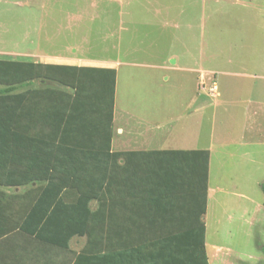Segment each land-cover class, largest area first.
Here are the masks:
<instances>
[{
  "label": "crops",
  "instance_id": "0c3cea01",
  "mask_svg": "<svg viewBox=\"0 0 264 264\" xmlns=\"http://www.w3.org/2000/svg\"><path fill=\"white\" fill-rule=\"evenodd\" d=\"M59 16H53L51 21L55 26L54 34L46 31L47 28L45 30L44 18L35 31L34 38L52 40L45 44H51L53 51L44 50L38 43L33 51L14 55L32 56L30 63L34 64L69 68V86L64 89L56 83L36 82L33 86L36 92L21 108L18 128L22 133L50 137L57 143L79 149L101 154L107 149L119 157L109 172L108 167L102 166V171L93 174L97 180L107 177L110 185L104 191L94 192L93 199L82 210L85 233L72 237L66 248L21 233V230L32 227L29 221L32 209L40 215L46 214L45 218L50 213L51 209H47L45 203L37 207V202L45 196L42 190L45 183L0 186V264H204L203 255L192 243V237L196 236L186 234L189 228L186 193L162 189L163 182L173 178L168 169L172 166L171 154L191 151H207L209 154L206 212L200 218L205 228L207 264H229L226 258L232 249L227 240L233 235L230 231H223L220 219L215 218L211 224V236L206 223L209 219L208 202L218 194V187L210 188L209 185L210 148L215 135L212 119L205 116L212 104L203 92L210 93L209 89L215 83L208 76L217 74L214 71L204 73L196 65L178 66L176 61L170 66H154L164 71L196 75L195 94H144L135 95L133 105L120 102L118 63L83 57L85 53L78 49L85 39H77L79 33L71 31V26L81 21L82 16L72 12ZM57 35L65 38L70 47L62 48L54 39ZM23 37L25 40L32 38L29 34ZM10 53L0 51V54ZM105 70L115 72L109 147L105 142L106 103L100 97L101 81L105 77L100 71ZM227 75L246 80L243 98H234L231 102L242 113L244 128L240 134L264 136V72L234 71ZM164 79L169 78L165 75ZM214 93L213 98H217V86ZM79 195L75 189L66 188L60 196L65 203L74 204ZM41 220L36 229L60 227L57 222L46 224V219Z\"/></svg>",
  "mask_w": 264,
  "mask_h": 264
},
{
  "label": "rangeland",
  "instance_id": "374dc122",
  "mask_svg": "<svg viewBox=\"0 0 264 264\" xmlns=\"http://www.w3.org/2000/svg\"><path fill=\"white\" fill-rule=\"evenodd\" d=\"M69 12L82 16L71 31L85 39L78 49L83 57L118 63L120 102L133 105L135 95L144 94H195L196 75L154 66L176 61L217 74L208 78L219 96L203 92L212 104L205 116L212 119L215 135L209 185L218 187L209 199L206 223L211 235L218 218L223 231L233 235L227 240L229 264H264V196L259 187L264 136L240 134L242 113L231 102L243 98L246 80L227 75L264 72V0H0V51L11 52L0 54V60L33 61L14 53L33 51L38 43L53 51L45 44L52 40L34 38L35 31L44 18L45 30L54 34L53 16ZM25 34L32 38L25 40ZM54 39L62 48L70 47L65 38Z\"/></svg>",
  "mask_w": 264,
  "mask_h": 264
},
{
  "label": "trees",
  "instance_id": "16d2710c",
  "mask_svg": "<svg viewBox=\"0 0 264 264\" xmlns=\"http://www.w3.org/2000/svg\"><path fill=\"white\" fill-rule=\"evenodd\" d=\"M68 70L69 68L59 66L0 60V186L20 187L34 182L45 183L42 187L45 196L37 202V207L45 203L46 208L51 209L50 213L45 218L46 214L40 215L36 209H32L29 216L32 227L21 230V233L60 248H66L72 237L84 235L82 210L87 208L94 192L104 191L110 185L107 177L97 180L93 178V174L102 171V166L108 167L109 172L114 160L119 157L118 154H110L107 149L105 154H101L19 130L21 108L26 99L36 92L33 89L34 83L41 80L59 84L67 89ZM100 72L105 73L101 81L100 97L105 99L106 103L105 142L109 147L115 72ZM171 155L172 166L168 169L171 170L173 178L169 182H163L162 189L181 190L186 193L189 224L186 234L196 236L192 237V243L203 255L204 264H207L204 248L205 228L200 218L206 212L209 154L207 151H191L174 152ZM259 187L264 196V181ZM66 188H73L80 193L74 204H67L61 198L60 195ZM43 218L46 219V224L57 222L60 227L36 229Z\"/></svg>",
  "mask_w": 264,
  "mask_h": 264
},
{
  "label": "built area",
  "instance_id": "2783aa9c",
  "mask_svg": "<svg viewBox=\"0 0 264 264\" xmlns=\"http://www.w3.org/2000/svg\"><path fill=\"white\" fill-rule=\"evenodd\" d=\"M215 91H216V85L213 84L212 87L209 89V92H210L211 94H214Z\"/></svg>",
  "mask_w": 264,
  "mask_h": 264
}]
</instances>
